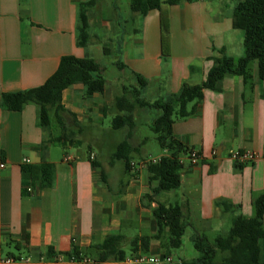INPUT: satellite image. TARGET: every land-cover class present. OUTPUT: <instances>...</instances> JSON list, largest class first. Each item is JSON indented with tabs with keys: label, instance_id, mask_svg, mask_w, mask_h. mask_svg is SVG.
I'll use <instances>...</instances> for the list:
<instances>
[{
	"label": "crops",
	"instance_id": "crops-1",
	"mask_svg": "<svg viewBox=\"0 0 264 264\" xmlns=\"http://www.w3.org/2000/svg\"><path fill=\"white\" fill-rule=\"evenodd\" d=\"M84 1L0 0V95L43 85L64 56L92 58L102 66L98 56L111 55L112 49L105 43L99 45L98 32L91 33L88 45L77 43L79 5ZM168 1L161 0L159 8L151 9L141 30L133 29L132 34L116 24L109 8L108 18H101V0L94 8L97 12L89 13L90 26L106 29L108 43L116 39L113 50L118 54L114 62L117 68L128 71L135 86L133 72L149 80L143 93L154 95L150 101L178 94L185 83H203L221 49L235 58L244 51V32L233 27L232 8L226 12L225 4L213 0ZM109 2L114 8L129 7L133 14L131 0ZM167 58L164 79L162 63ZM252 74L247 84L242 77L227 74L220 91L205 90L198 111L173 124L174 135L198 151L200 160L192 165L185 158L180 187L159 194L156 201L182 207L186 224L183 241L188 238L193 248L197 234L214 239L232 225L234 215L254 216V199L264 193V80L258 76L256 63L252 64ZM111 88L116 99L120 95L114 85H109L103 95H86L83 84H74L63 91L62 103L80 121L102 120L103 124L109 103L106 94ZM44 137L36 104H28L21 111L0 106V158L6 163L0 169L1 256L24 257L32 264H67L73 244L81 255L94 260L97 247L109 235H122L128 251L129 241L135 237L156 234L152 213L156 203L142 204L151 186L148 164L144 163L161 159L168 154L166 150L159 146L162 152L152 156L140 147L134 153L139 158L131 159L135 168L126 171L123 164L121 172L114 174L110 171L118 161L111 165L109 157L108 172L101 164L106 183L101 168L90 161L92 151L68 144H51L43 151ZM139 142L131 143L142 146L146 141ZM246 150L256 153V161L240 165L231 158L233 152ZM68 156L70 161L65 160ZM24 158L31 159L33 165L44 158L54 164V185L48 188L36 183L31 194L25 193L28 177L22 171ZM218 201L238 209L223 211ZM165 253L160 241L152 239L148 254ZM180 259L191 261L184 256ZM104 264L119 262L108 259ZM259 264H264V250Z\"/></svg>",
	"mask_w": 264,
	"mask_h": 264
},
{
	"label": "trees",
	"instance_id": "trees-1",
	"mask_svg": "<svg viewBox=\"0 0 264 264\" xmlns=\"http://www.w3.org/2000/svg\"><path fill=\"white\" fill-rule=\"evenodd\" d=\"M100 0H87L79 5V32L77 43L86 46L91 40L89 13ZM180 0H169L175 4ZM193 1V0H187ZM232 25L244 32V54L235 58L226 54L224 49L213 59L206 79L201 84L185 83L178 94L154 101L143 98V90L149 80L139 73L133 72L137 86L124 87L122 95L116 97V115L112 118L111 127L114 131L127 129L126 136L116 144L110 156V164L122 161L126 171L131 170V159L139 152V146H134L130 139L136 128L135 109L146 108L154 110L151 130L156 135L159 146L167 151L158 162L147 165L150 175V192L142 197L144 206L156 205L152 213L156 220V234L153 236H137L129 241V250L124 249L125 238L122 235H109L97 247V258L93 264H104L108 259L118 262L129 256L148 254L152 239H158L166 249L165 254H171V249H179L183 244L186 230L185 216L180 205H165L156 201L163 192L177 190L181 185V170L184 159L194 150L185 145L173 133V124L194 115L204 98V91H220L227 74L242 77L244 84L251 81L252 64H257V73L264 80V0H234ZM161 0H131L133 13L145 16L151 9L159 8ZM120 68L124 64H117ZM102 66L92 58L64 56L57 71L41 86L28 90L5 93L0 95V106L11 111H21L28 104L39 107V123L45 134L42 150L51 144H68L80 147L85 128L77 116L62 103L63 91L74 85L83 84L86 95H103L107 88V80ZM131 93L133 100L126 95ZM56 130L58 133H56ZM145 141V140H144ZM92 147L89 146V152ZM94 167L101 168L98 159L90 158ZM23 173L28 177L24 192L31 194L28 187L34 190L36 183L52 187L55 182L54 164L43 159L38 165H22ZM102 179L107 183V175L101 168ZM217 205L223 211H237L238 207L226 201H218ZM255 215L246 217L243 214L234 215L230 229L209 239L203 234L193 237L194 248L199 256L183 264H259L264 250V193L254 199ZM71 257H81L80 250L73 244L68 253ZM218 256L219 259H218Z\"/></svg>",
	"mask_w": 264,
	"mask_h": 264
},
{
	"label": "rangeland",
	"instance_id": "rangeland-1",
	"mask_svg": "<svg viewBox=\"0 0 264 264\" xmlns=\"http://www.w3.org/2000/svg\"><path fill=\"white\" fill-rule=\"evenodd\" d=\"M124 1V0H123ZM215 3H221L225 4L226 7L224 8L226 12L229 11V8L234 7V0H213ZM112 5V4H111ZM110 5L109 0H101L100 5L102 6L101 9H99V12L101 14V18L105 19L108 18V8L109 12L113 11V16L116 20V24L120 23L119 26H122L124 30L126 29L128 32L132 34L133 29H140L143 26V20L145 16L137 14L135 17L134 13L131 15V12L128 9H126L125 6H121L120 8L117 6V8H114ZM112 10H111V8ZM97 9H93L92 11H96ZM91 33L94 34L95 32H98V36L100 38V46H103V43H105V46H109L112 49L111 55H101L98 56L99 62L102 64V66L105 68L104 76L107 80V88L109 85H114L117 87L116 92L118 95H122L123 86H128L130 89L133 88L136 85V82L133 78L130 77V74L128 71L120 70L115 65V61L118 59V54L113 50L116 44V39L114 40V37L112 38V43H108V31L104 28H98V30L95 29L94 26H90ZM141 30V29H140ZM128 33V35L130 34ZM171 29L169 27L168 30V36L171 37ZM244 54V51H243ZM242 54V55H243ZM170 58L164 59L162 63V70H164V74L162 77L164 79L167 78V62ZM166 73V74H165ZM106 96L108 97V111L106 114V117H103V124L102 120L99 122H96L92 119H86L84 121H80L82 125L85 128V133L82 136L83 139V146L86 150L89 149V146L92 147V150H90L91 155H93L94 159L98 158L104 168L108 172V168H110L109 165V157H110V151L112 147L115 145L114 143L121 141L125 135L127 134L126 130L121 131H114L111 127L112 118L117 113V108L115 107V91L113 92L112 88L108 90ZM130 100H133V96L131 93H127L126 95ZM143 98L146 100H152L154 97L153 94L150 92H145L142 94ZM111 100V102H110ZM115 112V113H114ZM135 120H136V128L134 130L133 137L131 139V142L134 144H139V140L143 141L145 140V144L142 145L141 149L143 153L148 152L149 154H152V156H157L159 153L162 152V149L159 147V144L156 140V135L151 130V123L153 119L157 116V113L154 110L146 109V108H139L136 106L135 109ZM102 128V129H101ZM56 133L58 131L56 130ZM133 158L138 159L139 155L133 154ZM124 163L122 161H118L116 165L114 166V169L110 171V173L114 174L116 172L120 173L122 165ZM99 186H103L102 182L100 181ZM230 224L226 229H224L223 232H226L230 228ZM213 238V237H211ZM212 240V239H211ZM171 253L175 258V263L177 264V261L181 257H185L187 260H192L193 258H196L198 256L197 251L193 248L192 243L188 240V238H185L183 241V246L179 249H171ZM220 256H218L219 259Z\"/></svg>",
	"mask_w": 264,
	"mask_h": 264
},
{
	"label": "built area",
	"instance_id": "built-area-1",
	"mask_svg": "<svg viewBox=\"0 0 264 264\" xmlns=\"http://www.w3.org/2000/svg\"><path fill=\"white\" fill-rule=\"evenodd\" d=\"M94 158L93 156L91 157ZM189 162L192 165H195L200 160V154L196 150H192L187 157ZM231 158L238 164H248L256 161L257 155L255 152L246 150V151H236L231 154ZM66 161H70L71 157H66ZM160 159H149L144 164H148L150 162H158ZM32 164L31 159L24 158L22 160V165ZM131 168H135V163H131ZM6 167V163L4 160L0 158V169H4ZM28 191L32 192V188L28 187ZM94 260L89 256H81V257H71L67 264H93ZM175 258L170 254L163 255H154V254H138L134 256H129L124 260L120 261L119 264H174ZM0 264H32V262L24 257H19L16 255H0ZM57 264H62L59 261ZM177 264H183L182 259H178Z\"/></svg>",
	"mask_w": 264,
	"mask_h": 264
}]
</instances>
